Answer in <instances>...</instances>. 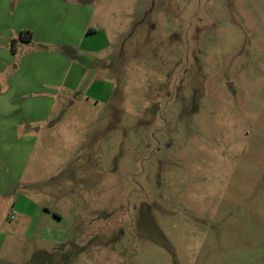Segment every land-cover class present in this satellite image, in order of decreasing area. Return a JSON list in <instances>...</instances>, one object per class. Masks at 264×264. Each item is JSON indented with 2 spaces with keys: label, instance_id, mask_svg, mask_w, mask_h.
<instances>
[{
  "label": "rangeland",
  "instance_id": "rangeland-1",
  "mask_svg": "<svg viewBox=\"0 0 264 264\" xmlns=\"http://www.w3.org/2000/svg\"><path fill=\"white\" fill-rule=\"evenodd\" d=\"M64 1L0 0V264H264V0Z\"/></svg>",
  "mask_w": 264,
  "mask_h": 264
},
{
  "label": "crops",
  "instance_id": "crops-1",
  "mask_svg": "<svg viewBox=\"0 0 264 264\" xmlns=\"http://www.w3.org/2000/svg\"><path fill=\"white\" fill-rule=\"evenodd\" d=\"M19 2H21V0ZM5 3L7 5H6V8L4 10L7 12L9 19L14 21V24L16 25L15 26L16 28H13V29H15V31H14L15 33L9 32L10 36L8 39L14 37L13 35L18 34L19 32H20V35L23 33H25L27 35L30 32L32 35V40H33L35 31L37 29L38 30L39 29H48L49 26L52 27V29H53L51 31L50 36L55 37L57 35L58 28L62 29L64 16L61 13L64 10V3H68L69 5H74L73 9L76 11L79 10V6H77L74 1L65 2L64 0H28L27 3H24L22 6L20 5V3H18L17 7H15L16 12L11 8L10 3L8 1L5 0ZM45 7L48 8V10H49L48 15L50 18V21H49L47 26H44L41 24L43 11H40V10H41V8H45ZM58 10H59V13H58ZM35 11L37 12V18H36L37 20H35V16H34ZM36 23H37V25H36ZM54 30H55V35H53ZM51 42H56V41H51ZM53 71L56 72V70H53ZM72 73L73 72L71 71L68 78H70V77L73 78ZM79 73H78V75H79ZM13 76H15V74ZM58 77L61 80L64 78V75L61 73V74H59ZM65 77H66V74H65ZM81 80H80V82H81ZM77 81H78V79H76V81L74 83H76ZM14 83L16 84V86H14V87H17L18 83L15 82V80H14ZM47 84H48V82L45 79V80H41V82H39V84L36 86H38L40 88V90L43 89L44 92H46L45 89H46ZM25 135L29 136V134H25Z\"/></svg>",
  "mask_w": 264,
  "mask_h": 264
},
{
  "label": "trees",
  "instance_id": "trees-1",
  "mask_svg": "<svg viewBox=\"0 0 264 264\" xmlns=\"http://www.w3.org/2000/svg\"><path fill=\"white\" fill-rule=\"evenodd\" d=\"M21 39H23V40H32V35H31V33L29 32V34H25V33H23V34H21Z\"/></svg>",
  "mask_w": 264,
  "mask_h": 264
},
{
  "label": "water",
  "instance_id": "water-1",
  "mask_svg": "<svg viewBox=\"0 0 264 264\" xmlns=\"http://www.w3.org/2000/svg\"><path fill=\"white\" fill-rule=\"evenodd\" d=\"M77 247V250H79V247L78 246H76Z\"/></svg>",
  "mask_w": 264,
  "mask_h": 264
},
{
  "label": "flooded vegetation",
  "instance_id": "flooded-vegetation-1",
  "mask_svg": "<svg viewBox=\"0 0 264 264\" xmlns=\"http://www.w3.org/2000/svg\"><path fill=\"white\" fill-rule=\"evenodd\" d=\"M79 250H80V247H79ZM79 250H77V252H79Z\"/></svg>",
  "mask_w": 264,
  "mask_h": 264
}]
</instances>
